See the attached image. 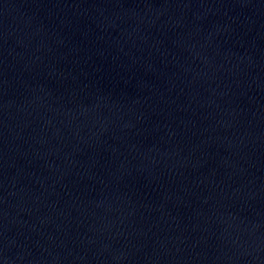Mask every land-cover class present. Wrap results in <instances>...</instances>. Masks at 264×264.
<instances>
[{
	"label": "water",
	"instance_id": "1",
	"mask_svg": "<svg viewBox=\"0 0 264 264\" xmlns=\"http://www.w3.org/2000/svg\"><path fill=\"white\" fill-rule=\"evenodd\" d=\"M0 264H264V0H0Z\"/></svg>",
	"mask_w": 264,
	"mask_h": 264
}]
</instances>
